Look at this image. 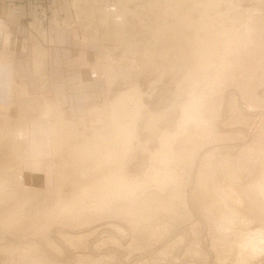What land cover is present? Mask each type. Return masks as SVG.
Segmentation results:
<instances>
[{
	"label": "rangeland",
	"instance_id": "rangeland-1",
	"mask_svg": "<svg viewBox=\"0 0 264 264\" xmlns=\"http://www.w3.org/2000/svg\"><path fill=\"white\" fill-rule=\"evenodd\" d=\"M48 1L51 3L50 0H48ZM66 1L68 3L71 2V4L70 5L66 4L67 3ZM112 1L114 3V0H100L101 4L108 5V6L113 5ZM138 1H140V0H135V1L131 0L130 1L131 3H129V6L131 4H132L131 6L134 5L133 7H131V6L130 7L132 8V10L133 9L135 10V12L138 16L137 18H132V19H135V21H136L135 25L136 26L141 25V22L139 21L138 18L140 17V15L142 13L143 14L147 13V15L144 14L145 16L142 15L140 19L141 20L144 19L143 25L148 26L149 25V19H152L153 15L151 14V11L149 10V8L147 9L145 7L143 9L142 6L144 3L149 4V2H153L154 0L153 1L147 0V2H146V0H142V3L138 2ZM63 2H65V6L62 9V13L64 15L66 14L67 16H69L70 19L72 20L71 22H75V19H76L75 13H74L73 8H72L73 0H63ZM90 2H93V0H91ZM135 2H137V4ZM97 3H99L98 0H97ZM138 4L140 6H138ZM263 6H264V0H232L230 2H223V3H221V6L220 5H219V7L216 6L215 8H213L210 11V18L214 20L213 22L215 24L216 29H219L220 31H222L221 29H223V28L228 29L229 35H231L230 32H232V35L235 34L234 32H237L236 34H237V36H239L238 44L239 43H241V44H239V45L236 44L238 46L237 48L235 46L228 47L230 49H228L227 46L225 48L226 39L224 40L225 36H223L222 45H219V47L216 49V53L212 56V58H213L212 64L213 65L211 66V68H209L208 71L206 70V72H204V70L202 71V73L199 72L197 75L192 76L191 79L187 78V75H188L189 69H192L194 67V65H193L194 63H191V65H190L189 61L188 62L186 61L187 63H189L188 64L189 69L187 67L186 62H185L186 64L183 62V64H185V65H182V63H180L178 60L181 58L180 57L181 54H179V55L176 54L175 57L173 58L174 62L176 64L174 62H171L170 58L173 55L170 52L171 51L172 52L178 51L177 49H174L171 51L168 50V51H170L169 52L170 54H168L169 59L167 62L170 64V66H169V64H167L164 61H160L159 64H157V62L155 61V63L153 62V64H152V62L150 61L149 58H145V57H148V54L145 56L139 55V54L133 55V53L126 55L125 53H122L123 51H125L124 49H126V47L124 48V47H122V45L121 46L120 45L115 46V43L112 41L106 40V42H105V40H104L103 41L104 48H103L102 40L99 37L92 39L90 44L85 45L81 41V30H80V28L78 26H74V27H72V30H73L72 36L67 34V32H65L63 34V44L65 46L61 49V51L59 53H57V55H55V58L57 59L54 62L56 69L53 70L50 67L48 69V73L50 75V91L49 92H48V86L45 87L41 84L40 77L37 76L36 74H34V71L32 69H31V77H30L31 79H30V83H29V85H30L29 88H27V86H25V84H21L15 80L12 81L14 83V86H11V89L8 86L7 91L4 92V90L1 87L0 88V100L3 99V97H2L3 95H6V99L3 100V102H4L3 104H5V106H6L5 108H7V109H2L0 111V123L1 122L4 123L5 129H8V130L14 129L17 126L18 121L23 123V124L26 123L28 125V128L31 129L34 133H33L32 139L31 140L28 139L24 143L25 165L23 166V169H22V172H24V174L22 173L21 177L18 176L19 179H17V177H15V176L13 177L12 175L11 176L9 175L10 177L8 176L7 178H10L13 181L14 180L15 181L8 183V184H11L10 185L11 188H14V186H16V185L17 186L15 187L14 190L11 189L8 191V193L6 192L7 195L9 193L11 194V195L10 194L8 195L10 197H6L3 195V197H5V198H3L2 196H0L1 197V199H0V264H15V263L18 264L23 260H24L23 261L24 263H29V260H30V262L33 261V259L37 261L36 258H38V261L41 260V262L39 261V263H38V261H37V262H35V264H37V263L42 264V262H43V264L44 263H48V264L49 263L50 264H114V263L115 264H264L263 263L264 262V255H262L264 253L263 251H261V253H260L258 250L254 249V250H250V251L247 250V251L243 252V250H246V249H242L241 247L238 246V247H236V249H234V250L231 249L227 252V249L225 250L224 246H226L225 248H227V246L229 248L230 244H231V247H234L235 244H237L235 241H233L234 238L232 240H231L232 237H228L230 240L228 238L227 239L222 238L223 234L221 233L222 235L219 236L221 240H219V238L218 239L214 238L215 236L216 237H218V236L212 233L213 230L211 231V229H208L210 226L204 227V226H206V224L210 225L209 222L206 223L207 221H209L208 219L206 220V217H208V216L206 214L204 215V210L206 208H209V209H207L208 211L209 210L212 211V212L210 211L211 215L213 214L212 218L214 220L217 219L218 221L222 220V221H219L221 223L226 222L227 218L229 217L228 213H227L228 211H227L225 205L223 203H220L215 198V197H217V194L215 193V187H217V184H215L214 180H211V178H209V176L211 175V173L209 171H211L212 173L215 171L216 172L218 171L219 176L221 175L220 176L221 180L224 182L226 181L225 182V188L227 189V186L229 184L228 183L229 182V180H228L229 176L226 177L224 175V171L227 170V167L228 168L232 167L231 168L232 170L235 168H238V171L240 169L241 178L239 179L238 184L241 183V185H243V186L251 185L253 180L257 179V177H259L260 172L262 170H264V161H263L264 160V153H263L264 152V148H263L264 147V129H263L264 128V36H263L264 35V27H263L264 26V23H263L264 19H262V18H264V7ZM51 8L53 9L54 7H48V8L42 7L39 15L41 17V15L43 14L42 22H43L44 28L48 29L49 25L51 26V24H52L53 27L51 28V30L53 31V29L55 27L54 25L56 22L54 21V18H53V20L50 19ZM138 8L140 9V10H138L140 12V14L137 12ZM214 9H216V10L213 11ZM219 12H221V14ZM196 13H195V15L197 16L198 13L197 14ZM251 13H252V15H251ZM256 14L259 15L262 20L260 18H258L259 16H257ZM150 15H152V16H150ZM248 15H251V16L255 15V16H253V18L257 16L256 18H258V20L256 19V20L250 21L251 18H249L250 16H248ZM147 17L149 19H147ZM97 19L98 18H96V20ZM65 20H66V18H65ZM50 21H51V24L49 23ZM63 21L64 20L62 19V22H60V23H61L62 27L65 28L66 22H63ZM255 21L259 22V23H257L255 25L254 24ZM261 21H263V22H261ZM39 22H40V20H38L33 25L36 27L35 30H36V34H37L36 36L37 37H39V34H40L39 28H38ZM96 23L97 24H95V26H97V25L99 26V23L98 22H96ZM251 23H252V25H251ZM241 24H243V25H241ZM247 24H249V25H247ZM258 24L262 25V26L260 25L261 28L258 27L259 26ZM253 26H255V28L256 27L258 28L259 33H260V31H262L261 29H263V31L260 34L259 33L257 34L256 32H254L257 35H254L255 37H252L253 31L255 30V28ZM99 28H100V26H99ZM229 29H230V31H229ZM255 31H257V30H255ZM47 32H48V38H50V34H51L50 30H48ZM136 32H138V31H135V32L132 31V33L134 35L135 34L139 35V32L138 33H136ZM148 32L149 31L146 30V31H143L142 34H145L149 37L150 35L148 34ZM99 34H100V31H99ZM41 35H42V33H41ZM260 35H262L261 37L263 40L261 39V37H259ZM257 36H258V38H257ZM256 38L259 40V42H257ZM42 39H43V37H42ZM141 39H143V38H141ZM209 39H210V37H209ZM247 39H249L250 41ZM2 40L4 43L5 38ZM144 40H146V39L144 38ZM253 40L254 41L256 40V41L253 43L252 42ZM260 42L262 44H259ZM255 43L257 44L258 48H256ZM242 44H244L245 46ZM252 44L254 47H252ZM241 45L243 46V47H240L242 50L239 48V46H241ZM248 45H250V46H248ZM5 46L6 45H4V47ZM222 46L224 48H222ZM134 48L129 47L128 50L133 51V50L137 49V48H135V49ZM238 48L240 49V51ZM254 49H256V50H254ZM81 51L82 52L83 51L88 52L87 60L89 63H87V65H83V62L81 59ZM111 51H112V53H111ZM113 51H114V53H113ZM253 51H255V52H253ZM2 54H4V53H2ZM188 55H187V57H189ZM10 56H11V54H10ZM34 56H35V54H34ZM97 56L100 58H98ZM187 57H186V59H187ZM109 58L111 61L109 60ZM97 59H99L98 61L102 62L104 65H106V63L109 60L110 61L109 64L112 62L113 63L112 65L117 67L118 71H117V69L115 71V73H116L115 75H117L116 76L117 78L115 77V79H113V81H115V82H113L111 80L110 81L108 80L109 82H107L106 78L103 77V75L101 77H98L89 68V66L91 67L92 65H95V63H97ZM147 59H149V62H150L149 64H147V62H146ZM173 59H172V61H173ZM12 61L13 60L8 61L7 63L12 62ZM162 62H163V64H160ZM172 63H173V65L175 64L174 68L171 67ZM154 64L155 65L157 64V66H155ZM164 64L166 66H164ZM158 65L159 66L162 65L163 67L161 66L162 67L161 68ZM118 66H119V68H118ZM130 66L132 69L130 68ZM181 66H184L183 67L184 70H182V71H181ZM121 68H124V69H121ZM169 68H171V69H169ZM172 68H173V71H172ZM163 69H164V71H163ZM166 69L169 70L170 72H168ZM124 70H127L126 73H129L131 71L129 73V75H130L129 77L128 76L125 77L126 74L125 75L122 74V72ZM45 72H46V69H45ZM137 72H139V73H137ZM166 72H167V74H166ZM21 74H22V76L20 77V79H26L29 75V72L27 70H23L21 72ZM175 74H177V75H175ZM0 76H1V79H5L7 77V80H9V76L7 74L5 75L4 73L0 72ZM136 76H137V78H136ZM165 76H167V77H165ZM201 76H202V78H201ZM222 77H224L225 80ZM257 78L258 79L261 78V81H262V82L261 81L258 82L259 83L258 85L256 82V80H258ZM183 79H185V80H183ZM221 81H222V83L225 82V83H223L224 86L222 85ZM55 83L57 86H54ZM111 83H114V85L113 84L110 85ZM135 83L139 86L138 88L140 89L142 94H144L143 95V102H144V109L146 111L142 114V117L139 119V122L136 125V127L137 126H139V127H137L138 134L136 135V138L134 141L135 142L134 143L135 150H134V152H132V155L135 154L138 158L136 157V161H134L136 163L135 165H133L134 162L129 165L128 168L130 169V171L129 170L127 171L126 177L129 175V177H127L129 179V181L130 180L132 181L134 179L133 180L134 182L135 181L140 182L142 179L141 183H143V186L144 185L147 186L145 188V190H146L144 192L145 194H148L149 193L148 191H150V189H151V191L154 192V193L152 192L154 195L158 194V196H154L153 194L152 195L154 197L152 195L150 196L151 199L152 198L155 199V200L152 199L155 204L152 201H150L151 206L149 204L145 205L144 204L145 201H143V203H142V200L145 199L146 195L143 192H141L142 189H140V190L138 189V190H135L130 195V197H127L123 201L124 202L123 206L127 207V204H128V207L131 206L129 208H132V210H133V207L137 208L140 206L139 209L137 208L134 210L135 214L130 213V211L132 212L131 209L127 211V209L125 207H123L124 210L126 209L125 211L131 215V216L126 215L127 218L125 217L124 214H123L124 216H122L120 213L119 214L121 216L117 215V213L114 214V211H113L114 206L111 203L104 205L105 204L104 201H102L104 206L101 203V208H104V209H101L99 207V210L96 209L97 210L96 211L93 209L90 210V208H86V206H85L86 209L85 208L82 210L81 209H75L77 211H75L76 213L74 212V215H70V213H72V211L69 212V215H68V213H66L65 209H63L60 204H63L66 201H69L72 198L71 196L76 194V192H77L76 190H78V192H79L80 188H83L84 186H86V184H90V183L88 180H86V182L84 181L85 182L84 185L82 184L83 182L77 181V183H80L82 186L80 184L75 183L76 182L75 179L78 176L77 170L79 168H76L73 165L74 156H72L70 153H68L67 148H65L64 151L66 150L65 152L68 155L65 154V152L63 151L61 153H63L64 155L61 156L62 154L59 153L61 155L59 156V154H58L57 157L55 156V153L52 150V138H51L52 135H51V133H52V129H53L52 128L53 127V120H51L50 118L49 119L43 118L42 114L40 115L39 111H36V110L29 108L27 106H30L31 104H33V106H37L38 105L37 102L42 103V102H45L46 99H48V98H51V99L54 98L53 100H59L63 104L65 109L68 108V109H71L73 111L72 112V111H69L68 109H66V112H67L66 119L74 120L76 122H78L80 120V118H85V119L86 118H89V119L95 118L96 119V117L92 116V111H93L92 109H94L95 107L101 108L100 110L110 108L112 101H115L116 98L120 94H122L123 92L130 90L129 88H133V86L136 85ZM202 89L204 91H202ZM1 92H3V93H1ZM210 92H212V93L209 94ZM4 93H6V94H4ZM205 93H208V94H205ZM249 94H250V96H249ZM198 97L202 98L201 100L202 101L204 100V101L201 102ZM232 97H234V98H232ZM205 99H206V101H205ZM232 99H233V101H232ZM198 101H200V102H198ZM230 102H233L234 105L231 104ZM198 103L201 106H199ZM204 104H206L205 108H204ZM207 104H209V105H207ZM194 105H196V110L198 109V107L199 108L201 107L202 110L198 109L199 111H201L200 116L203 113L202 111L207 112V113L204 112L205 116H203L204 115L203 114L201 116L202 118L198 115L201 119H203V120L205 119L204 121H206V122L202 123L203 120L199 119L200 121H197V122L195 121V123H194V121H190L187 123L188 126H185L184 125L185 123L183 124V120H182L183 108L188 107V106L193 107ZM232 108H234V109L232 110ZM100 110H98V111H100ZM199 111H196V114H199V113H197ZM6 113H8V114H6ZM2 115H3V117H2ZM206 115L208 116L207 118H206ZM242 118H244V119H242ZM92 119H91V121H92ZM95 119H93L92 122L90 121L91 124H89L90 122L88 120L89 127L87 126V129L85 127H83V129L86 130V133H85L86 135H88L87 131L90 130L89 129L90 125H95V123L98 124V121L96 122ZM208 119H210V121ZM4 120H5V122H4ZM146 120L149 121V123ZM6 121H8V122H6ZM9 121H11V122H9ZM234 121L236 122L235 124H234ZM198 122H200V123H198ZM209 122H211V123H209ZM150 123H152V125ZM211 124H214V125H211ZM140 125H141V127H140ZM183 125L185 127H183ZM190 125H191L193 130L191 129ZM207 125L209 126L210 131L212 132L213 135L210 133L209 130H207L208 129ZM148 126H150V127H148ZM206 127H207V129H206ZM214 127H216V128H214ZM226 127H227V129H226ZM144 128H146V129H144ZM181 128H185L184 133L182 132L183 131V129H182L181 130L182 137H179L177 139V141L175 142V149H176V151L178 149V153L181 152L180 154L185 153V155L186 154L187 155H186V160L184 158L183 159L181 158L180 160L177 159L175 165L176 164L178 165V166H176L178 173H184V174L186 173V175L189 176V178H187V176H185L186 177L184 179L185 183L181 184V187H179L180 185L178 186L176 182H173V183L169 184L168 186L164 185V187H162L163 190H158V189L154 188V186H153L154 184L151 181H150V184L148 182V179H150L148 176V171L150 168H152V164H153V167L155 164L150 160V155L154 154V151L157 152V151L162 149L161 137L164 134H166V133L175 134ZM83 129H80L81 132H85ZM215 129H217V130L215 131ZM165 131H167V132H165ZM194 131H196V133ZM42 132H43V135H38ZM181 132H180V134H181ZM193 132H194V135H193ZM197 132H199V133H197ZM207 132H208V136H207ZM90 133L91 132H89V135H90ZM199 135H200V137H199ZM202 135H203V137H202ZM219 135H221V136H219ZM1 137L3 138V136L0 135V138ZM197 138H198V140H197ZM258 138H260V139H258ZM184 139H185V141H184ZM255 139L256 140L258 139V140L256 141ZM196 140H197V142H196ZM140 141H141V143H140ZM200 141H201V143H200ZM180 142H182V143H180ZM192 142H193V144H192ZM5 144H7V143H5ZM33 144L36 145V148L35 147L33 148V146H34ZM1 145H3V146H1ZM198 145L201 147H199ZM6 148H8V146H5L4 142L0 141V170H1V167H4V164L8 162L7 160H5V158H6L5 156L9 152V150ZM138 148H143V149H138ZM191 148H193V149H191ZM217 148H219V149H217ZM233 148H235V149H233ZM244 148H246V149H244ZM259 148L262 149V151H259ZM215 149L217 150V152ZM227 149H228V151H227ZM211 150H215V153L216 154L219 153V156L217 155L218 156L217 161H215V159H214V161L209 162V164H211V165L215 164V165H213V167H215V168L211 167V165L208 164V166H206L205 168L208 167L207 169L209 171H206L207 169H205V170L203 169V165H202L203 163L202 164H199V163H201L202 157L204 155L209 154L207 152H209V151L212 152ZM185 151L192 153L191 154L192 156L188 155L189 153H186ZM247 151H248V153H247ZM249 152H250V154H249ZM252 152H254V153H252ZM197 153H199V154L197 155ZM212 153H214V151ZM260 153H261V155H260ZM227 154H229V155H227ZM253 154H254V156H251ZM226 156H228V157H226ZM259 156H261V157H259ZM69 157H71V158H69ZM191 157L195 160L193 161V159ZM256 158H257V160H256ZM69 159L71 162L69 161ZM231 160H233V162L238 166H236L234 164L232 165L233 162ZM180 161H181V164H180ZM189 161L191 163L192 162L193 163L191 164ZM241 161H243V162H241ZM241 163H243V164H241ZM258 163H259V165H258ZM10 164L12 166V169H14V170L19 167V165L16 163V161H11ZM218 164H219V167H218ZM182 165H184V166H182ZM186 165H187V167H186ZM239 165L240 166L242 165L243 167L241 166L242 168H239L240 167ZM198 167H199V169L202 167L203 170L202 169L199 170ZM209 167L211 170L209 169ZM132 168H134V169H132ZM186 168H187V170H185ZM196 170H198L197 171L198 175L196 173ZM253 170L255 173L253 172ZM251 171H252V173H251ZM257 171H258V173H257ZM220 172H222V173H220ZM262 172H264V171H262ZM262 172H261V174H262ZM191 173H192V176H191ZM261 174H260V176H261ZM201 175H203L205 178L208 177L207 179H209V181L207 182L208 183L207 187H209L207 192H209V193H207L208 196H206V197H205V195L202 194L204 196L203 198H202V195H199L197 193L198 192L197 190L199 189V187H197V185L200 182ZM93 177H95V176H93ZM130 177H131V179H130ZM133 177H135V178H133ZM210 177H212V176H210ZM254 177H255V179H254ZM0 178L2 179L3 176L0 175ZM67 178H69V179H67ZM3 179H5V177ZM137 179L140 181H138ZM196 179L198 181H197V184L195 186ZM64 181H65V183H64ZM17 182H19V183H17ZM230 182L232 183V182H234V180H230ZM144 183H146V184H144ZM147 183L149 186L147 185ZM14 184H16V185H14ZM151 184H153V185H151ZM79 185H80V187H79ZM74 186H76V188ZM152 186H153V188H152ZM198 186H200V184ZM168 187H169V189H168ZM147 188L149 190H147ZM182 188H183V191H185V192H183V194H184L183 199H184V197H186V198L190 197L189 199H191V197L194 198V196H195V198H197L196 201H195V199L194 200L191 199L193 201L186 199L187 201H189V204H187V201L184 199V201L186 203L185 204L184 201L182 200V198L178 199L176 197L175 198L177 200L176 199L175 200L176 201L179 200V203L174 201L173 197H172L173 194H175L176 191H177L176 195L179 194V192L181 193ZM185 188H186V190H185ZM151 191H150V193H151ZM80 192H81V190H80ZM166 192H167V195H166ZM173 192H175V193H173ZM169 193L172 195H170ZM194 193H196L199 196L196 197L197 195H194ZM185 194H187V196H185ZM135 195H137V196H135ZM198 198H199V201L201 200L200 202L198 201ZM204 198H205V200H204ZM157 199H160V200H157ZM164 199H165L166 203H164ZM210 199H212L214 201H212ZM61 200H62V202H61ZM137 200H139V201L141 200V202H139V201L137 202ZM170 200H172V201H170ZM203 200H204V202H203ZM56 202H59V203H56ZM134 202H135V204H134ZM170 202H173L172 204L173 205L175 204L176 206L174 205L175 207L172 208L171 211H169L170 213H168L167 208L169 209V203ZM196 202H199L200 205L202 204L201 202H203V204L205 203L206 206L204 209H202L203 214L201 213L202 210L199 211L202 207L200 208V205ZM138 203H139V205H138ZM140 203L142 205H140ZM206 203L210 206H208ZM130 204H133L135 206L130 205ZM163 204H166V207ZM180 204H181V206L184 205V207L188 206L189 208L190 207L194 208V206H195V209L197 207H199V208H197V211L196 210L191 211L190 209H188V211L190 210L189 211L190 213L187 212V215L185 216L186 213L185 212H184L185 214L182 213L183 212L182 210H184V208L182 206V209H181ZM195 204L196 205L198 204V206H196ZM89 205H91V204H89ZM189 205H191V206H189ZM121 206H120V211L122 209ZM163 206H164V208H163ZM179 206H180V208H178ZM60 207L62 209L59 210ZM177 208H178V210H177ZM54 209H55V211H54ZM57 209L59 212L57 211ZM100 209H101V212H100ZM185 209H187V208H185ZM136 210H139L140 213L136 212ZM145 210L147 213H145ZM172 210H174V212ZM216 210L218 211V213ZM165 211H166V213H165ZM175 211L176 212L178 211V212L176 213ZM179 211H181V212H179ZM184 211H187V210H184ZM225 211H227L226 212L227 214L225 213ZM191 212H192V214H191ZM83 213L84 214L87 213V214H85L86 216H83L84 215ZM121 213H123V212H121ZM173 213H176V214H173ZM205 213H206V210H205ZM50 214L51 215L54 214L53 215L54 217L51 216ZM58 214L60 216H58ZM64 215L65 216L68 215L67 216L68 218L67 217L64 218ZM77 215H79V216H77ZM106 215H107L108 219H107ZM110 215H112V216H110ZM132 215H133V218L135 220L132 218ZM147 215H149V216H147ZM157 215H159V216H157ZM164 215L166 217L167 216L172 217V215H173L174 217L177 216L178 218H176V217L171 218L170 217L171 218L170 219L168 217V219H167ZM189 215H191V216H189ZM215 215H218V216H215ZM48 216H50V217H48ZM145 216H146V219H144ZM187 216H189V217H187ZM51 218H52V220H51ZM57 218H59L60 220ZM120 218H122L123 220ZM184 218H187L188 221H187V219H184ZM85 219H86V221H85ZM138 219L139 220L141 219V220L138 221ZM189 219H191V220H189ZM173 220H174V223H172ZM178 220H180V221H178ZM59 221H60V223H59ZM64 221L66 223H64ZM67 221H68V223H67ZM72 221H74V222L72 223ZM202 221L204 223V226H203V224L202 225L200 224ZM88 222H89V224H88ZM109 222H110V224H109ZM169 222L172 224V227H171V224H169ZM5 223H7L8 225H6ZM221 223H220V225H222V227L220 228V225H219V230L222 232L221 229H223V231L225 230V228H223L224 227L223 225L224 224L226 225L227 223H223V224H221ZM9 224H11V225H9ZM63 224L67 228L64 227ZM70 224L72 225V227ZM75 224L76 225L78 224L77 225L78 227L75 226ZM69 225L71 228L69 227ZM112 225H115V226H112ZM245 225H247V224H245ZM260 225H261L260 223L259 224L255 223L254 225L251 223L250 225H248L249 228H252L248 231L250 234L246 232L248 234V236L250 238H253L255 235L254 240H251V242H254V241L257 242L256 239H258V237L256 238V235H257L256 232L261 231ZM62 226L64 227V229ZM90 226L91 227L94 226V227L91 228ZM251 226H254V227H251ZM234 227H236V226H234ZM60 228H62V230ZM80 228H83V229H80ZM173 228H174V230H173ZM48 229H49V231H48ZM133 229H134V231H133ZM199 230H201V231H199ZM206 230H208V231H206ZM108 231H110L111 234ZM114 231H116L117 233ZM132 231L134 234H131ZM195 231L197 232V235L195 234L196 233ZM226 231H228L227 234L230 233L229 234V236H230L231 230H226ZM59 232H62L63 235L65 234V235L69 236V239L68 238L65 239V242L67 241L66 243L63 242L64 240H61L60 237L62 234ZM187 232H190V233L188 234ZM183 233L185 235L187 234L188 236L186 235L184 237L182 235ZM199 233H201V234H199ZM156 234L157 235L159 234V235L157 236ZM218 234L220 235V233H218ZM78 235H80V236H78ZM193 235L196 238H194ZM211 235L213 238L211 237ZM197 236H198V238H197ZM231 236L235 237L234 235H231ZM57 237L60 239H58ZM64 237H66V236H64ZM187 237H189V238H187ZM62 239H64V238H62ZM70 239H71V241H70ZM215 239H217V240H215ZM223 239H225V240H223ZM153 240L155 242H153ZM185 240H187V241H185ZM53 241H55V242H53ZM69 241L71 242L69 244L70 246H68ZM214 241H215V243H213ZM228 241H231V242H228ZM58 242H61V243H58ZM180 242H182L181 243L182 246L179 244ZM210 242H212V243H210ZM63 243H64V245H62ZM224 243H226V244H224ZM227 243H229V244H227ZM71 244H72V246H71ZM170 244L171 245L174 244V245L171 246ZM178 244L181 247L178 246ZM54 245L57 246V250L55 249L56 247ZM176 245H177V247H176ZM60 247H62V249ZM174 247L176 248V250ZM193 247H195V248H193ZM213 248L215 249L216 252L214 251ZM237 248L242 249L241 254H238ZM188 249H191V250H188ZM213 251H214V253H213ZM230 251H232V252L229 253ZM233 251H235V252H233ZM251 251L254 254L251 253ZM199 252H200V256H199V254H197V256H196L195 254L199 253ZM192 253H194V256L197 257V261H195L196 257L194 258V256H193V261H192V258H191V256L193 255ZM215 253H217V254H215ZM236 253H237V255H236ZM219 254H220V256H219ZM22 255H24V256H22ZM188 256H190V257H188ZM19 257H21V258H19ZM198 257H200V258H198ZM18 258H19V260H18ZM43 258H45V259H43ZM187 258L188 259L191 258V259L188 260ZM261 258H262V260H261ZM25 261H27V262H25Z\"/></svg>",
	"mask_w": 264,
	"mask_h": 264
},
{
	"label": "bare ground",
	"instance_id": "bare-ground-1",
	"mask_svg": "<svg viewBox=\"0 0 264 264\" xmlns=\"http://www.w3.org/2000/svg\"><path fill=\"white\" fill-rule=\"evenodd\" d=\"M131 0H114V3L112 6H103V5H100L99 3H97V0H93V2H88L87 0H75V8L77 10V15L79 17V21L78 22H81L82 25L84 26V29L89 33V32H92V35H100L102 40L106 42L107 41H112L115 43V46H121L122 47H126V49H124L125 51H123L122 53H125L126 55L127 54H132L135 55V54H139V55H147L148 54V57H145V58H149L150 61L155 63V61L157 62V64H159L160 61H164L166 62L167 64H169L167 61L169 59V55L168 54H172L173 56H171V62H174V57L176 54H181V58L178 59L180 63H182V65H185L188 61L191 65V63H194V67L192 69H189V66L187 63V67L189 69L188 71V75H187V78H190L194 75H197L199 72L202 73V71L204 70V72H206V70L208 71L209 68H211V66L213 65L212 62H213V58L212 56L216 53V49L219 47V45H222V40H223V36H225L224 40L226 39V45H225V48L227 46L228 47H233L235 46L236 48L238 47L237 45L241 44L239 42V36H237V32H234L235 34L232 35V32L231 35H229V32H228V29H221L222 31H220L219 29H216L215 27V24H214V20L210 18V11L215 8L216 6L219 7V5L221 6V3L223 2H230L232 0H152L153 2H149V4L147 3H144L143 4V9L146 7L147 9L149 8V10L151 11V14L153 15V18L152 19H149L147 17V19H149V25L148 26H145L143 25V20H141V16L144 15L143 13L140 15V17L138 18L139 21L141 22V25H138L136 26L135 25V19H132V18H137V14L135 12V10L133 11L131 7L133 6H129V3ZM135 1V0H134ZM150 1V0H149ZM133 2V1H132ZM140 3H142V0L138 1ZM147 2V0H146ZM92 3H93V6H92ZM137 4V2H135ZM134 4V3H133ZM234 4V3H233ZM223 5V4H222ZM138 6H140L138 4ZM141 7V8H142ZM264 7V6H263ZM131 8V9H130ZM218 9V8H217ZM140 10L139 8L137 9V12L140 14V12L138 11ZM148 10V11H149ZM216 9H214L213 11H215ZM219 10V9H218ZM143 11V10H142ZM220 11V10H219ZM258 11V10H257ZM198 14H197V13ZM217 12V11H216ZM240 12V11H239ZM259 12V11H258ZM262 12V11H261ZM149 13V12H148ZM195 13L197 14V16L195 15ZM213 13V12H212ZM221 14V12H219ZM53 14V12H52ZM239 14V13H238ZM54 15V14H53ZM147 15V13L145 14ZM144 15V16H145ZM150 15V16H152ZM215 15V14H214ZM226 15V14H225ZM252 15V13H251ZM251 15H248L250 16L249 18L250 21L251 20H258V18H260L259 16L258 18L254 17L255 15L251 16ZM262 15V14H261ZM149 16V17H150ZM213 16V15H212ZM246 17V16H245ZM262 17V16H261ZM96 18H98L96 20ZM144 18V17H143ZM248 18V17H247ZM248 18V19H249ZM45 19V18H44ZM146 19V20H147ZM261 19V18H260ZM264 19V18H262ZM261 19V20H262ZM134 20V21H133ZM237 20V19H236ZM54 21L56 22L55 23V27H61L62 28V25L60 22H62V20H60L57 16L54 17ZM239 21V20H238ZM245 21V20H244ZM96 22L99 23V26H95V24H97ZM248 22V21H247ZM256 22V21H255ZM254 24L256 25L257 23L259 22H256ZM263 22V21H261ZM134 23V24H133ZM264 23V22H263ZM262 23V24H263ZM243 25V24H241ZM249 25V24H247ZM252 25V23H251ZM250 25V26H251ZM259 25V24H258ZM261 25V24H260ZM258 26L261 28V26ZM146 27V28H145ZM255 28V26H253ZM264 27V26H263ZM248 28V27H247ZM252 28V27H251ZM257 28V27H256ZM255 30L257 31H253V36L252 37H255L254 35H257L259 33L258 31V28ZM83 29V30H84ZM100 29V30H99ZM148 30V34L150 35L149 37L145 34H142L143 31H146ZM250 30V29H249ZM253 30V29H252ZM260 30V29H259ZM263 31V29H261ZM99 31H100V34H99ZM132 31H138L139 32V35L137 34H133ZM230 31V29H229ZM232 31V30H231ZM260 31V33L262 32ZM84 32V31H83ZM136 32V33H138ZM247 32V31H246ZM251 32V31H250ZM256 32V33H254ZM259 33V34H260ZM3 34V29H2V26L0 24V38L1 39H4V36H6V39H5V44L6 46L8 47L10 45V42H11V35L8 33V32H5L4 33V36L2 35ZM85 34V33H84ZM90 36H92L91 34H89ZM43 37V40H45L48 45L51 43H53V36L51 35L50 39L48 38V33L46 35V33L42 32V35ZM228 36V37H227ZM262 35H260L259 37H261ZM264 36V35H263ZM143 39H141V38ZM210 37V39H209ZM227 37V38H226ZM139 38V39H138ZM144 38L146 40H144ZM246 38V37H245ZM258 38V36H257ZM256 38V39H257ZM85 39H88L87 37ZM141 39V40H140ZM253 39V38H252ZM251 39V40H252ZM262 39V37H261ZM249 40V39H247ZM263 40V39H262ZM86 41V40H84ZM250 41V40H249ZM256 41V40H255ZM254 40L252 41L253 43L255 42ZM261 41V40H260ZM248 42V41H247ZM257 42H259V40L257 39ZM113 43V44H114ZM54 44V43H53ZM109 44V43H108ZM237 44V45H236ZM245 44V43H244ZM242 44V45H244ZM256 44V43H255ZM259 44H262L261 42ZM107 45V44H106ZM239 46L240 47H243V46ZM245 46V45H244ZM250 46V45H248ZM256 48H258L257 44L255 45ZM129 47H135L137 49L133 50V51H129L128 48ZM221 47V46H220ZM252 47L253 44H252ZM44 48V47H43ZM222 48H224L222 46ZM238 48V49H239ZM251 48V47H250ZM106 49V48H105ZM113 49V48H112ZM121 49V48H120ZM174 49H177L178 51H171V50H174ZM230 49V48H228ZM232 49V48H231ZM234 49V48H233ZM241 49V48H240ZM239 49V51H240ZM260 49V48H259ZM131 50V49H130ZM170 50V51H168ZM242 50V49H241ZM256 50V49H254ZM250 51V50H249ZM34 63H35V71H36V74L38 76L41 77V80H42V85L43 86H48V80H47V72H45V69H46V60H47V51L42 49L41 47H36L34 49ZM108 52V51H107ZM170 52V53H169ZM251 52V51H250ZM255 52V51H253ZM112 53V51H111ZM114 53V51H113ZM124 54V55H125ZM189 54V55H188ZM187 55L189 57H187ZM116 56V55H115ZM176 56V57H177ZM6 55L5 54H2L0 53V62H2V60H6L5 59ZM98 57V56H97ZM131 57V56H130ZM177 57V58H178ZM187 57V59H186ZM233 57V56H232ZM100 58V57H98ZM144 58V59H145ZM189 58V59H188ZM12 59V58H10ZM132 59V58H131ZM135 59V58H134ZM143 59V60H144ZM149 59L146 60L147 64H149ZM173 59V61H172ZM99 59H97V63H95V65H92L91 67L89 66V68L93 71V73L98 76V77H101L103 75V77L106 78L107 82H109L110 80L113 81V79H115V77L117 75H115V71L117 69V67L113 66L112 62L109 64V62L111 61L110 58L108 60V62L106 63V65H104L102 62H99L98 61ZM127 60V59H126ZM125 60V61H126ZM177 60V59H176ZM177 60V61H178ZM181 60V61H180ZM170 61V60H169ZM176 61V62H177ZM187 61V62H186ZM114 62V61H113ZM127 62V61H126ZM145 62V63H146ZM178 62V63H179ZM183 62L185 64H183ZM227 62V61H226ZM175 63V62H174ZM157 64L155 66H157ZM160 64H163L160 63ZM176 64V63H175ZM175 64L173 65V63L171 64V67L174 68ZM103 65V66H102ZM153 65V66H154ZM181 65V64H180ZM192 65V66H193ZM149 66V65H148ZM159 66V65H158ZM162 66V65H161ZM159 66V67H161ZM164 66H166L164 64ZM170 66V64H169ZM150 67V66H149ZM163 67V66H162ZM161 67V68H162ZM180 67V66H179ZM184 66H181V71L184 70L183 69ZM235 67V66H234ZM119 68V66H118ZM131 68V66H130ZM160 68V69H161ZM173 68H172V71H173ZM177 68V67H176ZM121 69H124V68H121ZM132 69V68H131ZM146 69V68H145ZM155 69V68H154ZM171 69V68H169ZM167 70V69H166ZM118 71V69H117ZM125 71V72H124ZM122 72V74H126V76H130L129 73H126L127 70H124ZM145 71V70H144ZM158 71V70H157ZM164 71V69H163ZM168 72H170L169 70H167ZM179 71V70H178ZM177 71V72H178ZM213 71V70H212ZM211 71V72H212ZM146 72V71H145ZM210 72V73H211ZM121 73V72H120ZM139 73V72H137ZM163 73V72H162ZM179 73V72H178ZM182 73V72H181ZM185 73V72H184ZM121 74V75H122ZM133 74V73H132ZM167 74V72H166ZM165 74V75H166ZM172 74V73H171ZM123 75V76H124ZM138 75V74H137ZM177 75V74H175ZM208 75V74H207ZM214 75V74H213ZM140 76V75H139ZM163 76V75H162ZM219 76V75H218ZM222 76V75H221ZM231 76V75H230ZM161 77V76H160ZM167 77V76H165ZM216 77V76H215ZM117 78V77H116ZM137 78V76H136ZM186 78V77H185ZM202 78V76H201ZM204 78V77H203ZM211 78V77H210ZM224 79V77H222ZM221 78V79H222ZM215 79V78H214ZM222 79V80H223ZM258 79V78H257ZM109 80V81H108ZM117 80V79H116ZM160 80V79H159ZM182 80V79H181ZM185 80V79H183ZM217 80V79H216ZM225 80V79H224ZM138 81V80H137ZM261 81V78L256 80L257 82V85L259 84L258 82ZM115 82V81H113ZM212 82V81H211ZM218 82V81H217ZM262 82V81H261ZM213 83V82H212ZM222 83V81H221ZM225 83V82H223ZM222 83V85H223ZM114 85V83H111L110 85ZM134 84V83H133ZM136 84V83H135ZM199 84V83H198ZM214 84V83H213ZM195 85V84H194ZM215 85V84H214ZM221 85V84H220ZM197 86V85H196ZM224 86V85H223ZM139 86L136 84L135 86H133V88H129L130 90H127L126 92H123L122 94H120L115 101H112V104L110 106V108H106V109H102L100 110L101 108L99 107H95L94 109H92V116L96 117L93 118L96 120V122L98 121V124L95 123V125H90V130L87 131L88 132V135H89V132L90 135H86V130L83 129V127H85L87 129V126L89 127V124H91V122L93 121L92 118H80V120L78 122L74 121V120H69V119H66V109L64 108V106L61 104V102L57 101V100H53L51 98H48L46 99L45 102H42V103H38L37 106H33V104H31L30 106H27L29 108H32L36 111H39L40 112V115L42 114L43 118H50L51 120H53V129H52V133H51V138H52V150L53 152L55 153V156L57 157V155L61 152L64 151L65 148H67L68 150V153H70L72 156H74V163L73 165L76 167V168H79L77 170V178L75 179V183L76 184H80V183H77V181H81L83 182L82 184L84 185L86 180L89 181L90 184H86V186H84L83 188H80L79 192L78 190H76V186H74L75 190L77 191L75 195L71 196L72 198L69 200V201H66L65 203L63 204H60L61 207L63 209H65L66 213H68L69 215V212L72 211V213H70V215H74V212L77 211L75 209H84L85 206L86 208H90L93 209V210H96L98 209L99 210V207L101 208V203L103 205V202L104 201V205H107V204H112L114 206V214L117 213V215H122L126 217V215H130L128 214V212H126L125 210L127 209L128 210H132V208H129L131 206L128 207V204H127V207L123 206L124 204V200L127 198V197H130V195L135 191V190H141V192H145V188L147 186H143V183L140 182H134L133 180L129 181V179L127 177H129V175L126 177L127 175V171L130 169L128 168L129 165L131 163H133L134 161H136V155L133 154L132 155V152H134L135 150V145H134V141H135V138H136V135L138 134V131H137V123L139 122V119L142 117V114L146 111L144 109V102H143V95L142 92L140 91V89L138 88ZM221 87V86H220ZM111 88V87H110ZM127 88V87H126ZM204 88V87H203ZM189 91V90H188ZM202 91H204L202 89ZM201 91V92H202ZM204 93V92H203ZM212 92H210L209 94H211ZM205 94H208V93H205ZM219 94V93H218ZM146 95V94H145ZM148 95V94H147ZM215 95V94H214ZM150 96V95H149ZM148 96V97H149ZM199 96V95H198ZM210 96V95H209ZM217 96V95H216ZM233 96V95H232ZM250 96V94H249ZM253 96V95H252ZM203 97V96H202ZM220 97V96H219ZM191 98V97H190ZM199 98V97H198ZM204 98V97H203ZM208 98V97H207ZM211 98V97H210ZM234 98V97H232ZM246 98V97H245ZM202 98H199V100L201 102H203L201 100ZM229 100V99H228ZM231 100V99H230ZM198 101V102H200ZM206 101V99H205ZM216 101V100H215ZM214 101V102H215ZM233 101V99H232ZM213 102V103H214ZM3 100H0V111L2 109H7L5 108V104H3ZM184 103V102H183ZM205 103V102H204ZM210 103V102H209ZM231 104H233V102H230ZM236 103V102H235ZM182 104V103H181ZM203 104V103H202ZM211 104V103H210ZM221 104V103H220ZM230 104V105H231ZM199 105V103H198ZM205 105L204 104V108H205ZM209 105V104H207ZM214 105V104H213ZM229 105V106H230ZM234 105V104H233ZM236 105V104H235ZM103 106V105H102ZM201 106V105H199ZM11 107V106H10ZM198 107V106H197ZM234 107V106H233ZM104 108V107H103ZM235 108V107H234ZM232 108V110L234 109ZM147 109V108H146ZM198 109L200 110L201 107ZM196 110V105H194L193 107H184L183 108V116H182V120H183V124L185 126H188V122L190 121H200V120H203L201 119L202 115L204 114V112L206 111H202V115L200 116V113L201 111L199 110ZM219 109V108H218ZM100 110V111H98ZM202 110V109H201ZM207 110V109H206ZM27 111V110H26ZM196 111H199L197 113L199 114H196ZM208 111V110H207ZM9 112V111H8ZM89 112V111H88ZM94 112V113H93ZM234 112V111H233ZM237 112V111H236ZM38 113V112H37ZM207 113V112H206ZM8 114V113H6ZM39 114V113H38ZM37 114V115H38ZM94 114V115H93ZM213 114V113H212ZM216 114V113H215ZM156 115V114H155ZM154 115V116H155ZM167 115V114H166ZM201 117H199V116ZM208 115V114H207ZM206 115V118L208 117ZM145 116V115H144ZM205 116V114L203 115ZM3 117V115H2ZM7 117V116H6ZM147 117V116H146ZM162 117V116H161ZM166 117V116H165ZM167 118V117H166ZM213 118V117H212ZM211 118V119H212ZM23 119V118H22ZM26 119V118H25ZM92 119V121H91ZM98 119V120H97ZM143 119V118H142ZM162 119V118H161ZM200 119V120H199ZM244 119V118H242ZM88 120H89V124H88ZM145 120V119H144ZM152 120V119H151ZM150 120V121H151ZM205 120V119H204ZM203 120V121H204ZM210 121V119H208ZM213 120V119H212ZM217 120V119H216ZM230 120V119H229ZM246 120V119H245ZM147 121V120H146ZM153 121V120H152ZM185 121V122H184ZM187 121V122H186ZM202 123H205L206 121H204ZM248 121V120H247ZM5 122V120H4ZM8 122V121H6ZM11 122V121H9ZM149 123V121H147ZM2 123V122H1ZM0 123V135L3 136V138L1 137L0 141L1 142H4V145L5 146H8V149L9 152L7 153V155L5 156V160H7L8 162L4 164V167H1V170H0V175L3 176V178L5 177V179H1L0 178V196L3 197L6 196V197H10L7 195L8 191L9 190H14L15 187L17 186H14V188H11V184H8V183H11V182H14L12 179L10 178H7L9 175L11 176H15L17 177V179H19V177L22 176V173L24 174V172H22V169H23V166L25 165V148H24V143L26 140H31L32 139V136H33V131L31 129L28 128V125L25 123H21L18 121V124L17 126L12 129V130H8V129H5V126H4V123L1 124ZM94 123V122H93ZM200 123V122H198ZM211 123V122H209ZM220 123V122H219ZM236 122L234 121V124ZM238 123V122H237ZM241 123V122H240ZM152 125V123H150ZM154 124V123H153ZM161 124V123H160ZM197 124V123H196ZM242 124V123H241ZM246 124V123H245ZM156 125V124H155ZM183 125V127H185ZM194 125V124H193ZM192 125V126H193ZM211 125H214V124H211ZM216 125V124H215ZM244 125V124H243ZM247 125V124H246ZM197 126V125H196ZM200 126V125H199ZM206 126V125H205ZM208 126V125H207ZM218 126V125H217ZM230 126V125H229ZM232 126V125H231ZM141 127V125H140ZM150 127V126H148ZM152 127V126H151ZM182 127V126H181ZM191 127V125H190ZM244 127V126H243ZM201 128V127H200ZM213 128V127H212ZM216 128V127H214ZM219 128V127H218ZM5 129V130H4ZM80 129H83L85 132H81ZM146 129V128H144ZM183 129V133H184V129L185 128H181L179 129L175 134H172V133H166V134H162L163 136L161 137V146H162V149L155 152L154 151V154L150 155V160L155 163L154 164V167H153V164H152V168H150L149 166V171H148V176L150 179H148V182L150 184V181L154 184H151L154 186V188L158 189V190H163L162 187H164V185H169L173 182H176L177 185L179 187H181V184H184V179L186 178L185 176L186 173H178L177 169H176V166H178L177 164L175 165L176 163V160L177 159H185L186 160V155L185 153H178V149L176 151L175 149V142L177 141V139L179 137H182V132L181 130ZM192 129V127H191ZM207 129V127H206ZM227 129V127H226ZM264 129V128H263ZM193 130V129H192ZM210 131V128L208 126V129ZM206 130V131H207ZM217 129H215L216 131ZM201 131V130H200ZM205 131V132H206ZM167 132V131H165ZM181 132V134H180ZM190 132V131H189ZM196 133V131H194ZM194 132H193V135H194ZM228 132V131H227ZM187 133V132H186ZM199 133V132H197ZM201 133V132H200ZM210 133L212 134V132L210 131ZM209 133V134H210ZM216 133V132H215ZM259 133V132H258ZM146 134V133H145ZM151 134V133H150ZM189 134V133H188ZM222 134V133H221ZM227 134V133H226ZM38 135H43V132L38 134ZM147 135V134H146ZM213 135V134H212ZM230 135V134H229ZM257 135V134H256ZM148 136V135H147ZM207 136H208V132H207ZM206 136V137H207ZM221 136V135H219ZM140 137V136H139ZM193 137V136H192ZM196 137V136H195ZM194 137V138H195ZM200 137V135H199ZM203 137V135H202ZM217 137V136H216ZM150 138V137H149ZM184 138V137H183ZM189 138V137H188ZM187 138V139H188ZM222 138V137H221ZM238 138V137H237ZM192 139V138H191ZM201 139V138H200ZM199 139V140H200ZM260 139V138H258ZM257 139V140H258ZM189 140V139H188ZM187 140V141H188ZM198 140V138H197ZM196 140V142H197ZM222 140V139H221ZM243 140V139H242ZM254 140V139H253ZM256 140V139H255ZM256 140V141H257ZM185 141V139H184ZM192 141V140H191ZM195 141V140H194ZM208 141V140H207ZM189 142V141H188ZM7 143V144H5ZM141 143V141H140ZM182 143V142H180ZM195 143V142H194ZM201 143V141H200ZM224 143V142H223ZM145 144V143H144ZM184 144V143H183ZM193 144V142H192ZM208 144V143H207ZM221 144V143H220ZM236 144V143H235ZM33 148L35 147L36 148V145L33 144ZM147 145V144H146ZM222 145V144H221ZM3 146V145H1ZM144 146V145H143ZM193 146V145H192ZM197 146V145H196ZM199 146V145H198ZM201 147V146H199ZM222 147V146H221ZM263 147V146H262ZM145 148V147H144ZM195 148V147H194ZM197 148V147H196ZM231 148V147H230ZM264 148V147H263ZM5 149V150H6ZM138 149H143V148H138ZM188 149V148H187ZM193 149V148H191ZM190 149V150H191ZM219 149V148H217ZM226 149V148H225ZM229 149V148H228ZM227 149V151H228ZM235 149V148H233ZM239 149V148H238ZM246 149V148H244ZM248 149V148H247ZM251 149V148H250ZM196 150V149H195ZM216 150V149H215ZM215 150H211L212 152L214 151V153L212 152H207L209 154L207 155H204L202 157V160H201V163L199 164H202L203 165V169H207L205 168L206 166H208L209 162L211 161H217L218 160V156H219V153H215ZM243 150V149H242ZM241 150V151H242ZM254 150V149H253ZM252 150V151H253ZM66 151V150H65ZM64 151V152H65ZM183 151V150H182ZM192 151V150H191ZM199 151V150H198ZM219 151V150H218ZM226 151V152H227ZM233 151V150H232ZM244 151V150H243ZM246 151V150H245ZM250 151V150H249ZM259 151H262V149L259 148ZM6 152V151H5ZM186 152V151H185ZM193 152V151H192ZM195 152V151H194ZM200 152V151H199ZM217 152V150H216ZM223 152V151H222ZM225 152V153H226ZM186 153H189V152H186ZM232 153V152H231ZM244 153V152H243ZM248 153V151H247ZM254 153V152H252ZM264 153V152H263ZM62 154V155H61ZM59 154V156H63L64 154L61 153ZM65 154H67L65 152ZM192 153H189L188 155L192 156L191 155ZM199 153H197L198 155ZM233 154V153H232ZM250 154V152H249ZM2 155V154H1ZM68 155V154H67ZM185 155V156H184ZM196 155V154H195ZM218 155V156H217ZM229 155V154H227ZM241 155V154H240ZM261 155V153H260ZM44 156V155H43ZM189 156V157H190ZM225 156V155H224ZM238 156V155H237ZM250 156V155H249ZM251 156H254L251 155ZM250 156V157H251ZM197 157V156H196ZM199 157V156H198ZM228 157V156H226ZM249 157V158H250ZM261 157V156H259ZM60 158V157H59ZM71 158V157H69ZM138 158V157H137ZM192 158V157H191ZM195 158V157H194ZM236 158V157H235ZM193 159V158H192ZM16 161V163L19 165V167L17 169H12V166H11V161ZM72 160V159H71ZM178 160V161H179ZM189 160V159H188ZM195 159H193L194 161ZM224 160V159H223ZM257 160V158H256ZM260 160V159H259ZM70 161V159H69ZM177 161V162H178ZM182 161V160H181ZM181 161H180V164H181ZM233 162V160H231ZM264 161V160H263ZM63 162V161H62ZM71 162V161H70ZM150 162V161H149ZM151 162V163H152ZM190 162V161H189ZM230 162V161H229ZM243 162V161H241ZM65 163V162H64ZM188 163V162H187ZM191 163V162H190ZM193 163V162H192ZM191 163V164H192ZM219 163V162H218ZM231 163V162H230ZM72 164V163H71ZM136 163L134 162L133 165H135ZM179 164V165H180ZM190 164V165H191ZM236 165L234 162L232 163V165ZM243 164V163H241ZM248 164V163H247ZM67 165V164H66ZM65 165V166H66ZM156 165V166H155ZM189 165V164H188ZM194 165V164H193ZM211 165V164H209ZM215 165V164H213ZM213 165H211V167H213ZM224 165V164H223ZM259 165V163H258ZM17 166V165H16ZM64 166V165H63ZM184 166V165H182ZM221 166V165H220ZM225 166V165H224ZM238 166V165H236ZM240 166V165H239ZM242 166V165H241ZM239 167V168H242V167ZM15 167V166H14ZM136 167V166H135ZM187 167V165H186ZM190 167V166H189ZM217 167V166H216ZM218 167H219V164H218ZM227 167V166H226ZM225 167V168H226ZM246 167V166H245ZM179 168V167H178ZM215 168V167H213ZM212 168V169H213ZM232 167H227V170L224 171V175L226 177L229 176V184L227 186V189L225 188V182L221 180V175L219 176L218 174V171L216 172H211L209 171L208 169L206 171H209L211 173L210 177L211 180H214L215 181V184H217V187H215V193L217 194V197H215L220 203H223L227 209V211H225V213L227 212L228 213V218L226 220V222H223V223H227L226 225L224 224L223 228H225V230L222 232L219 230V225L221 222L219 221H222V220H214L212 218V215H211V210H207L209 208H206V213H205V210H204V215L206 214L208 217H206V220L208 219L209 221H207L206 223L209 222L210 225L206 224V226H204V223L203 221L200 223L201 225L203 224L204 227H207V226H210L208 229H211V231L213 230V234L217 235L218 237H214V238H219V236H221L222 234V238H228V237H232L231 240L234 238L233 241H235L237 244H235L234 247H231V244H230V247L228 248H225L226 246H224V249L226 250L227 249V252L229 250H234L236 249V247H241L242 249H246V250H243L244 251H247V250H258L260 253L261 251L264 252V170H262V174L260 176L259 174V177H257V179H254L253 182L251 183V185H241L238 184V181L239 179L241 178V175H240V169L238 171V168H235V169H231ZM65 169V168H64ZM134 169V168H132ZM192 169V168H191ZM199 169V167H198ZM202 169V167L200 168ZM199 169V170H200ZM202 169V170H203ZM210 169V167H209ZM261 169V168H260ZM259 169V170H260ZM13 170V171H12ZM187 170V168L185 169ZM211 170V169H210ZM216 170V169H215ZM252 170V169H251ZM190 171V170H189ZM198 170H196V173H197ZM222 171V170H221ZM193 172V171H192ZM205 172V171H204ZM208 172V173H209ZM242 172V171H241ZM254 172V170H253ZM130 173V172H129ZM200 173V172H199ZM222 173V172H220ZM243 173V172H242ZM250 173V172H249ZM252 173V171H251ZM255 173V172H254ZM258 173V171H257ZM62 174V173H61ZM146 174V173H145ZM64 175V174H63ZM131 175V174H130ZM190 175V174H189ZM198 175V173H197ZM252 175V174H251ZM9 176V177H10ZM19 176V177H18ZM26 176V175H25ZM95 176V177H93ZM132 176V175H131ZM140 176V175H139ZM191 176H192V173H191ZM196 176V175H195ZM208 176V175H207ZM66 177V176H65ZM136 177V176H135ZM133 177V178H135ZM197 177V176H196ZM200 177V176H199ZM215 177V178H214ZM139 178V177H138ZM148 178V177H147ZM146 178V179H147ZM187 178H189V176H187ZM191 178V177H190ZM198 178V177H197ZM208 178V177H207ZM205 178L203 175H201V179H200V186L197 185V187H199V189L197 190L198 194L199 195H205L208 196L207 193V190L209 187H207V182L209 181V179ZM15 179V178H14ZM69 179V178H67ZM73 179V178H72ZM131 179V177H130ZM140 179V178H139ZM144 179V178H143ZM199 179V178H198ZM230 180H234V182H230ZM17 181V180H16ZM20 181V180H19ZM85 181V182H84ZM146 181V180H145ZM191 181V180H190ZM197 179L195 181V186L197 184ZM245 181V180H244ZM250 181V180H249ZM21 182V181H20ZM67 182V181H66ZM71 182V181H70ZM7 183V184H6ZM19 183V182H17ZM63 183V182H62ZM65 183V181H64ZM68 183V182H67ZM140 183V184H139ZM210 183V182H209ZM250 183V182H249ZM146 184V183H144ZM212 184V183H211ZM214 184V183H213ZM214 184V185H215ZM243 184V183H242ZM13 185V184H12ZM81 185V184H80ZM79 185V187H80ZM148 185V183H147ZM175 185V184H174ZM187 185V184H186ZM206 185V186H205ZM227 185V184H226ZM78 186V185H77ZM82 186V185H81ZM149 186V185H148ZM152 186V188H153ZM176 186V185H175ZM210 186V185H209ZM21 187V186H20ZM177 187V186H176ZM19 188V187H18ZM24 188V187H23ZM78 188V187H77ZM167 188V187H166ZM175 188V187H174ZM188 188V187H187ZM73 189V190H74ZM169 189V187H168ZM172 189V188H171ZM177 189V188H176ZM195 189V188H194ZM193 189V190H194ZM211 189V188H210ZM213 189V188H212ZM147 190H149L147 188ZM186 190V188H185ZM231 192H230V191ZM151 191V189H150ZM148 191L149 193L148 194H145V199L142 200V203L143 201L145 205H150V201L153 202V200H155L154 198L151 199V195L154 193L153 191ZM155 191V190H154ZM157 191V190H156ZM212 191V190H211ZM3 192V193H2ZM7 192V193H6ZM153 192V193H152ZM168 192V191H167ZM167 192H166V195H167ZM179 192V191H178ZM183 188H182V191L181 193L179 192V194L176 195L173 194V200L176 201L177 199L176 198H182V200L184 201V199L186 200H191V199H196L195 196L194 198L191 197V199L189 198H186L184 197L183 199ZM190 192V191H189ZM6 193V194H5ZM171 193V192H170ZM169 193V194H170ZM161 194V193H160ZM207 194V195H206ZM11 195V194H10ZM154 195V194H153ZM152 195V196H153ZM172 195V194H170ZM194 195H197L196 193H194ZM199 195H197L196 197H198ZM202 195V198L204 197ZM137 196V195H135ZM154 196H158V194L154 195ZM153 196V197H154ZM169 196V195H168ZM185 196H187V194H185ZM215 196V195H214ZM213 196V197H214ZM144 197V196H143ZM176 197V198H175ZM5 198V197H3ZM135 198V197H134ZM159 198V197H158ZM1 199V197H0ZM138 199V198H137ZM171 199V198H170ZM176 199V200H175ZM213 199V198H212ZM210 199V200H212ZM157 200H160V199H157ZM156 200V201H157ZM186 200V201H187ZM191 200V201H193ZM205 200V198H204ZM203 200V202H204ZM216 200V201H217ZM139 200H137L138 202ZM169 201V200H168ZM167 201V202H168ZM172 201V200H170ZM182 201V202H183ZM194 201V202H195ZM198 201H199V198H198ZM201 201V200H200ZM199 201V202H200ZM214 201V200H212ZM215 201V202H216ZM62 202V200H61ZM64 202V201H63ZM123 202V203H122ZM136 202V201H135ZM134 202V204H135ZM141 202V200L139 201ZM177 203H179V200L176 201ZM181 202V201H180ZM193 202V203H194ZM199 202H196L199 204ZM203 202H201L202 206L200 205V210L201 211L202 209L205 208V203L203 204ZM206 202V201H205ZM56 203H59V202H56ZM133 203V202H132ZM154 203V202H153ZM164 203L165 202V199H164ZM173 202H170L169 203V209L167 208V211L168 213H170L169 211H171L172 208H174L175 206L172 204ZM185 203V201H184ZM192 203V202H191ZM209 203V202H208ZM91 204V205H89ZM155 204V203H154ZM173 206H172V205ZM183 204V203H182ZM186 204V203H185ZM187 204H189V201H187ZM198 204L196 206H198ZM207 204V203H206ZM59 205V206H60ZM103 205V206H104ZM122 205V206H121ZM130 205H133V204H130ZM137 205V204H136ZM139 205V203H138ZM137 205V206H138ZM140 205H142L140 203ZM165 205L166 207V204H163ZM193 205V204H192ZM208 205V204H207ZM222 205V204H221ZM57 206V205H56ZM102 206V207H103ZM119 206V207H118ZM120 206L122 207L121 211H120ZM135 206V205H133ZM151 206V205H150ZM153 206V205H152ZM155 206V205H154ZM178 206V205H177ZM181 206V204H180ZM180 206L178 208H180ZM184 210H187V211H184L182 210L185 214V216L187 215V212L190 213L189 211L191 210H196L197 211V207L195 209V206L194 208H189L188 206L187 207H184V205H182ZM182 206H181V209H182ZM191 206V205H189ZM204 206V207H203ZM210 206V205H208ZM223 206V205H222ZM59 208L62 209V208ZM106 207V206H105ZM125 207L126 209L124 210ZM140 207V206H139ZM139 207H137L139 209ZM147 207V206H146ZM159 207V206H158ZM85 208V209H86ZM129 208V209H128ZM135 207H133V210L132 212L130 211V213L132 214H135L134 210L137 209ZM154 208V207H153ZM164 208V206H163ZM177 208V210H178ZM187 208V209H185ZM223 208V207H222ZM101 209H104V208H101ZM101 209H100V212H101ZM188 209H190L188 211ZM211 209V208H210ZM216 209V208H215ZM80 210V211H81ZM112 210V209H111ZM144 210V209H143ZM165 210V209H164ZM163 210V211H164ZM225 210V209H224ZM223 210V211H224ZM55 211V209H54ZM58 211V209H57ZM79 211V210H78ZM97 211V210H96ZM174 212V210H172ZM198 211V212H199ZM211 211V212H210ZM217 211V210H216ZM59 212V211H58ZM86 212V211H85ZM106 212V211H105ZM123 212V213H121ZM136 212L140 213L139 210H136ZM176 212V211H175ZM178 212V211H177ZM176 212V213H177ZM181 212V211H179ZM57 213V212H56ZM65 213V212H64ZM63 213V214H64ZM76 213V212H75ZM88 213V212H87ZM85 213V214H87ZM103 213V212H102ZM101 213V214H102ZM120 213V214H119ZM142 213V212H141ZM145 213L146 210H145ZM159 213V212H158ZM166 213V211H165ZM176 213H173V214H176ZM195 213V212H194ZM197 213V212H196ZM201 213L203 214V210L201 211ZM218 213V211H217ZM221 213V212H220ZM224 213V214H225ZM226 213V214H227ZM84 214V213H83ZM82 214V215H83ZM83 215V216H86V215ZM124 214V215H123ZM172 214V213H171ZM192 214V212H191ZM51 215V214H50ZM54 215V214H53ZM51 215V216H53ZM56 215V214H55ZM68 215H64V218L67 217ZM76 215V214H75ZM98 215V214H97ZM96 215V216H97ZM120 215V216H121ZM178 215V214H177ZM201 215V214H200ZM57 216V215H56ZM58 216H60L58 214ZM79 216V215H77ZM88 216V215H87ZM93 216V215H92ZM112 216V215H110ZM131 216V215H130ZM139 216V215H138ZM142 216V215H141ZM149 216V215H147ZM159 216V215H157ZM165 216V215H164ZM182 216V215H181ZM191 216V215H189ZM187 216V217H189ZM203 216V215H202ZM201 216V217H202ZM215 216H218V215H215ZM221 216V215H220ZM225 216V215H224ZM50 217V216H48ZM47 217V218H48ZM54 217V216H53ZM52 217V218H53ZM63 217V216H62ZM72 217V216H71ZM76 217V216H75ZM95 217V216H94ZM107 217V215H106ZM140 217V216H139ZM144 217V216H143ZM156 217V216H155ZM166 217V216H165ZM168 217L170 218L171 216H167L166 218L168 219ZM176 218H178L177 216H175ZM173 215L171 218H175ZM180 217V216H179ZM183 217V216H182ZM211 217V218H210ZM227 217V216H226ZM51 218V220H52ZM68 218V217H67ZM70 218V217H69ZM82 218V217H81ZM111 218V217H110ZM119 218V217H118ZM127 218V217H126ZM131 218V217H130ZM132 218H133V215H132ZM131 218V219H132ZM159 218V217H158ZM170 218V219H171ZM192 218V217H191ZM217 218V217H216ZM220 218V217H219ZM223 218V217H222ZM50 219V218H49ZM55 219V218H54ZM59 219V218H57ZM63 219V218H62ZM61 219V220H62ZM73 219V218H72ZM77 219V218H76ZM75 219V220H76ZM93 219V218H92ZM100 219V218H99ZM108 219V217H107ZM112 219V218H111ZM116 219V218H115ZM122 219V218H120ZM134 219V218H133ZM142 219V218H141ZM140 219V220H141ZM146 219V216L145 218ZM166 219V220H167ZM169 219V220H170ZM180 219V218H179ZM184 219H187V218H184ZM226 219V218H225ZM235 219V220H234ZM50 220V221H51ZM60 220V219H59ZM70 220V219H69ZM78 220V219H77ZM76 220V221H77ZM91 220V219H90ZM123 220V219H122ZM135 220V219H134ZM138 219V221H140ZM154 220V219H153ZM165 220V219H164ZM182 220V219H181ZM191 220V219H189ZM202 220V219H201ZM205 220V221H206ZM75 221V222H76ZM81 221V220H80ZM86 221V219H85ZM89 221V220H88ZM92 221V220H91ZM103 221V220H102ZM156 221V220H155ZM172 221V220H171ZM180 221V220H178ZM188 221V219H187ZM199 221V220H198ZM204 221V222H205ZM62 222V221H61ZM74 221H72L73 223ZM126 222V221H125ZM152 222V221H151ZM168 222V221H167ZM254 225L255 223H260V227H261V231L259 232H256L257 235H256V238L258 237V239H256L257 242H251V240H254V237L253 238H250L248 236L247 233H249L248 231L252 228H249L248 225H250L251 223ZM3 223V222H2ZM53 223V222H52ZM60 223V221H59ZM64 223H66L64 221ZM68 223V221H67ZM71 223V224H72ZM84 223V222H83ZM104 223V222H103ZM132 223V222H131ZM156 223V222H155ZM158 223V222H157ZM174 223V220L173 222ZM178 223V222H177ZM188 223V222H187ZM221 223V224H223ZM6 225H8L7 223H5ZM54 224V223H53ZM52 224V225H53ZM70 224V225H71ZM89 224V222H88ZM110 224V222H109ZM159 224V223H158ZM163 224V223H162ZM168 224V223H167ZM169 224H171L169 222ZM181 224V223H180ZM197 224V223H196ZM247 224V225H245ZM11 225V224H9ZM51 225V224H50ZM57 225V224H56ZM64 225V224H63ZM68 225V224H67ZM69 225V227H70ZM78 225V224H77ZM75 224V226H77ZM83 225V224H82ZM95 225V224H94ZM103 225V224H102ZM133 225V224H132ZM175 225V224H174ZM178 225V224H177ZM86 226V225H85ZM84 226V227H85ZM104 226V225H103ZM107 226V225H106ZM112 226H115V225H112ZM118 226V225H117ZM154 226V225H153ZM159 226V225H158ZM179 226V225H178ZM177 226V227H178ZM185 226V225H184ZM183 226V227H184ZM236 226V227H234ZM46 227V226H45ZM44 227V228H45ZM54 227V226H53ZM52 227V228H53ZM63 227V226H62ZM64 227H66L64 225ZM63 227V229H64ZM72 227V225H71ZM70 227V228H71ZM78 227V226H77ZM91 227V226H90ZM94 227V226H92ZM91 227V228H92ZM96 227V226H95ZM105 227V226H104ZM171 227H172V224H171ZM174 227V226H173ZM176 227V226H175ZM194 227V226H193ZM222 227V225H220V228ZM251 227H254V226H251ZM50 228V227H49ZM55 228V227H54ZM59 228V227H58ZM67 228V227H66ZM129 228V227H128ZM137 228V227H136ZM141 228V227H140ZM62 230V228H60ZM79 229V228H78ZM80 229H83V228H80ZM107 229V228H106ZM112 229V228H111ZM131 229V228H130ZM193 229V228H192ZM195 229V228H194ZM202 229V228H201ZM254 229V228H253ZM129 230V229H128ZM127 230V231H128ZM164 230V229H163ZM167 230V229H166ZM174 230V228H173ZM197 230V229H196ZM226 230H231V235H234L235 237L233 236H229L228 231ZM47 231V230H46ZM49 231V229H48ZM134 231V229H133ZM132 231L131 234H134ZM162 231V230H161ZM189 231V230H188ZM192 231V230H191ZM201 231V230H199ZM208 231V230H206ZM226 231V232H225ZM233 231V232H232ZM110 234L111 232L108 231ZM116 232V231H114ZM182 232V231H181ZM196 232V231H195ZM194 232V233H195ZM247 232V233H246ZM56 233V232H55ZM58 233V232H57ZM62 234V232H59ZM117 233V232H116ZM130 233V232H129ZM139 233V232H138ZM141 233V232H140ZM149 233V232H148ZM167 233V232H166ZM185 233V232H184ZM182 234L184 237L187 235L185 234ZM188 234L190 232H187ZM220 233V235L218 234ZM222 233V234H221ZM233 233V234H232ZM254 233V232H253ZM49 234V233H48ZM86 234V233H85ZM88 234V233H87ZM197 235V232L195 233ZM201 234V233H199ZM250 234V233H249ZM50 235V234H49ZM53 235V234H52ZM63 235V234H62ZM61 235V240H64L63 242H65V239H69V236L68 235ZM109 235V234H108ZM137 235V234H136ZM141 235V234H140ZM144 235V234H143ZM157 235V234H156ZM159 235V234H158ZM157 235V236H158ZM60 236V235H59ZM66 236V237H64ZM80 236V235H78ZM117 236V235H116ZM120 236V235H119ZM134 236V235H133ZM139 236V235H138ZM188 236V235H187ZM194 236V235H193ZM205 236V235H204ZM224 236V237H223ZM247 236V237H246ZM84 237V236H83ZM202 237V236H201ZM208 237V236H207ZM212 237V235H211ZM51 238V237H50ZM56 238V237H55ZM54 238V239H55ZM58 238V237H57ZM58 238V239H60ZM64 238V239H62ZM72 238V237H71ZM138 238V237H137ZM189 238V237H187ZM194 238H196L194 236ZM198 238V236H197ZM209 238V237H208ZM213 238V237H212ZM236 238V239H235ZM57 239V240H58ZM85 239V238H84ZM83 239V240H84ZM156 239V238H155ZM181 239V238H180ZM179 239V240H180ZM215 239V240H217ZM229 239V238H228ZM112 240V239H111ZM136 240V239H135ZM183 240V239H182ZM188 240V239H187ZM185 240V241H187ZM195 240V239H194ZM205 240V239H204ZM225 240V239H223ZM230 240V239H229ZM56 241V240H55ZM53 241V242H55ZM71 241V239H70ZM69 241L68 243V246H70L69 244L71 243ZM123 241V240H122ZM147 241V240H146ZM176 241V240H175ZM174 241V242H175ZM211 241V240H210ZM232 241V242H233ZM67 242V241H66ZM65 242V243H66ZM153 242H155L153 240ZM179 242V241H178ZM221 242V241H220ZM224 242V241H223ZM228 242H231V241H228ZM58 243H61V242H58ZM80 243V242H79ZM173 243V242H172ZM177 243V242H176ZM182 242H180L179 244L181 245ZM196 243V242H195ZM199 243V242H198ZM212 243V242H210ZM215 243V241L213 242ZM217 243V242H216ZM73 244V243H72ZM71 244V246H72ZM119 244V243H118ZM178 244V246H180ZM184 244V243H183ZM226 244V243H224ZM223 244V245H224ZM229 244V243H227ZM64 245V243L62 244ZM171 245V244H170ZM174 245V244H173ZM171 245V246H173ZM186 245V244H185ZM211 245V244H210ZM214 245V244H213ZM233 245V244H232ZM237 245V246H236ZM55 246V245H54ZM66 246V245H65ZM67 246V247H68ZM170 246V247H171ZM182 246V245H181ZM180 246V247H181ZM56 250H57V246H55ZM63 247V246H62ZM62 247H60L62 249ZM169 247V248H170ZM177 247V245H176ZM211 247V246H210ZM216 247V246H215ZM66 248V247H65ZM69 248V247H68ZM175 248V247H174ZM195 248V247H193ZM198 248V247H197ZM217 248V247H216ZM67 249V248H66ZM202 249V248H201ZM214 249V248H213ZM242 249L240 248H237V252L238 254H241L242 252ZM169 250V249H168ZM176 250V248H175ZM179 250V249H178ZM188 250H191V249H188ZM211 250V249H210ZM217 250V249H216ZM63 251V250H62ZM181 251V250H180ZM195 251V250H194ZM197 251V250H196ZM201 251V250H200ZM204 251V250H203ZM212 251V250H211ZM215 251V249H214ZM213 251V253H214ZM236 251V250H235ZM233 251V252H235ZM257 251V252H258ZM216 252V251H215ZM225 252V251H224ZM232 251H230L229 253H231ZM176 253V252H175ZM195 253V252H194ZM194 253H192L191 255V258H192V261H193V256H194ZM202 253V252H201ZM212 253V252H211ZM251 253H253L251 251ZM197 254H199L200 256V252L199 253H196L195 255L197 256ZM204 254V253H203ZM202 254V255H203ZM206 254V253H205ZM217 254V253H215ZM222 254V253H221ZM226 254V253H225ZM254 254V253H253ZM25 255V254H24ZM22 255V256H24ZM183 255V254H182ZM228 255V254H227ZM230 255V254H229ZM237 255V253H236ZM244 255V254H243ZM264 255V253L262 254ZM194 256V258L196 257ZM220 256V254H219ZM242 256V255H241ZM36 257V256H35ZM190 257V256H188ZM237 257V256H236ZM254 257V256H253ZM21 258V257H19ZM18 258V260H19ZM30 258V257H29ZM41 258V257H40ZM39 258V259H40ZM184 258V257H183ZM191 258H187L188 260H190ZM200 258V257H198ZM219 258V257H218ZM37 261H38V258H36ZM45 259V258H43ZM182 259V258H181ZM245 259V258H244ZM22 260V259H21ZM27 260V259H26ZM29 260V259H28ZM32 260V259H31ZM174 260V259H173ZM202 260V259H201ZM262 260V258H261ZM24 261V260H23ZM23 261H21L20 263L21 264H35V262H37L36 260L33 259V261L30 262L29 260V263H24ZM41 262V260H39ZM38 261V263H39ZM195 261H197V257L195 258ZM219 261V260H218ZM226 261V260H225ZM23 262V263H22ZM27 262V261H25ZM233 262V261H232ZM18 263V264H20ZM37 263V264H38ZM264 263V262H263ZM16 264V263H15ZM43 264V262H42ZM44 264H48V263H44ZM50 264V263H49ZM115 264V263H114Z\"/></svg>",
	"mask_w": 264,
	"mask_h": 264
},
{
	"label": "crops",
	"instance_id": "crops-1",
	"mask_svg": "<svg viewBox=\"0 0 264 264\" xmlns=\"http://www.w3.org/2000/svg\"><path fill=\"white\" fill-rule=\"evenodd\" d=\"M50 1L51 3L48 0H0V24L3 29L2 35L4 36L5 32H8L11 35L10 45L8 47L5 46L7 49L4 47V45H6L5 42L3 43V40L0 38V53H4L6 55L5 57L6 60H2V62H0V72L4 73L5 75L7 74L9 76V80H7V77L5 79H1V76H0V88L2 87L4 92L7 91L8 86L10 89H11V86H14V83L12 82L13 80L21 84H25V86L29 88L30 86L29 83L31 79L30 78L31 69L34 71V74H36L35 63H34V49L36 47H41L42 49L47 51L46 72H47L48 92H49L50 91V75L48 73V69L49 67L53 70L56 69L54 65V62L57 60L55 58V55H57V53H59L61 49L65 46L63 44V34L67 32V34L72 36L73 34L72 27L78 26L81 30V41L83 44L88 45L91 43L92 39H95L98 37L101 38V36L99 35H92V32L88 33L84 29V26L82 25V23L78 22L79 17L77 15L78 13L75 8V2H74L75 0H73L72 2V8H73V11L75 13V18H76L75 22H71L72 20L70 19V17L62 13V9L65 6V2H63V0H50ZM87 1L90 2L91 0H87ZM98 1L100 5H103L101 4L100 0ZM66 4L70 5L71 2L70 3L67 2ZM112 4H113V1H112ZM92 6H93V3H92ZM103 6H108V5H103ZM42 7L44 8L54 7L53 9L51 8L50 19L53 20V18L56 17L57 15L59 19L61 20L63 19L64 20L63 22H66V27L65 28L56 27L52 31L51 28L53 26L50 21L49 23L51 24V26L49 25V28L45 29L43 22H42L43 14L41 15V17L39 15ZM52 12L54 15L52 14ZM38 20H40L41 22V23L40 22L38 23L40 38L36 36L37 35L36 30H35L36 27L33 26L34 23H36ZM48 30H50L51 32L50 37L51 35L53 36L54 44L50 43L48 45V43L42 39V36H41L42 31L46 33L47 35ZM89 34H91L92 36H90ZM86 37L88 39H85ZM4 38L6 39V36H4ZM102 43H103V40H102ZM103 48H104V43H103ZM87 56H88L87 51H83V52L81 51V59H82L83 65H87V63H89L87 60ZM10 57L12 59H10ZM11 60L13 61L7 63L8 61H11ZM23 70H27L29 72V75L26 79H20V77L22 76L21 72ZM41 84H42V80H41ZM54 86H57L56 83L54 84ZM2 97H3L2 100L6 99V95H3ZM68 110L72 111L71 109H68Z\"/></svg>",
	"mask_w": 264,
	"mask_h": 264
}]
</instances>
